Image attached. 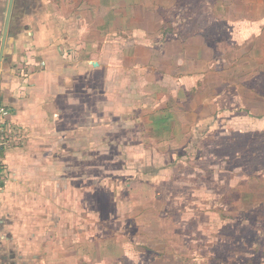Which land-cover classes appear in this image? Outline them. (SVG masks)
I'll return each instance as SVG.
<instances>
[{
    "label": "crops",
    "instance_id": "obj_1",
    "mask_svg": "<svg viewBox=\"0 0 264 264\" xmlns=\"http://www.w3.org/2000/svg\"><path fill=\"white\" fill-rule=\"evenodd\" d=\"M7 3L0 0V45ZM176 3L15 0L12 52L0 60V264L115 259L128 241L110 230L95 237L92 217L95 207H117L96 196L127 190L116 186L128 172L111 168L126 169L121 149L145 139L185 145L188 131L221 111L224 82L239 85L208 75L212 50L200 33L176 31L172 21L161 31V9ZM254 94L240 97L244 107ZM141 185L129 192L143 197Z\"/></svg>",
    "mask_w": 264,
    "mask_h": 264
},
{
    "label": "rangeland",
    "instance_id": "obj_2",
    "mask_svg": "<svg viewBox=\"0 0 264 264\" xmlns=\"http://www.w3.org/2000/svg\"><path fill=\"white\" fill-rule=\"evenodd\" d=\"M166 9L161 31L172 21L176 31L200 33L212 50L208 75L239 85L224 82L221 111L188 131L185 145L145 139L121 149L126 169L111 168L128 172L116 186L127 192L96 196L117 207H95L92 221L95 237L110 230L128 242L104 264H264V0H177ZM247 89L255 90L248 108ZM139 181L141 198L128 189Z\"/></svg>",
    "mask_w": 264,
    "mask_h": 264
},
{
    "label": "water",
    "instance_id": "obj_3",
    "mask_svg": "<svg viewBox=\"0 0 264 264\" xmlns=\"http://www.w3.org/2000/svg\"><path fill=\"white\" fill-rule=\"evenodd\" d=\"M15 0H8L5 20H4V29L1 35V45H0V60H3L7 55V52L11 49L14 42V35L10 32V25L12 22L13 9H14Z\"/></svg>",
    "mask_w": 264,
    "mask_h": 264
},
{
    "label": "built area",
    "instance_id": "obj_4",
    "mask_svg": "<svg viewBox=\"0 0 264 264\" xmlns=\"http://www.w3.org/2000/svg\"><path fill=\"white\" fill-rule=\"evenodd\" d=\"M0 114H1V115H6V114H7V109L4 108V107H0ZM15 134H16V136H17L16 131L11 130L12 138L15 137ZM18 136H20V133H19V132H18Z\"/></svg>",
    "mask_w": 264,
    "mask_h": 264
}]
</instances>
